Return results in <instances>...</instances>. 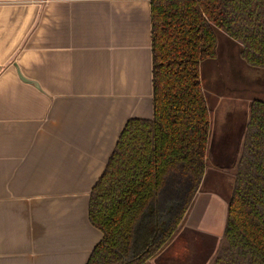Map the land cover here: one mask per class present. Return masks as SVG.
I'll list each match as a JSON object with an SVG mask.
<instances>
[{
  "label": "crops",
  "instance_id": "1",
  "mask_svg": "<svg viewBox=\"0 0 264 264\" xmlns=\"http://www.w3.org/2000/svg\"><path fill=\"white\" fill-rule=\"evenodd\" d=\"M150 15V0H0V264H85L103 237L89 192L126 122L153 116ZM195 200L155 264L183 238L209 262L224 231L192 222Z\"/></svg>",
  "mask_w": 264,
  "mask_h": 264
},
{
  "label": "trees",
  "instance_id": "2",
  "mask_svg": "<svg viewBox=\"0 0 264 264\" xmlns=\"http://www.w3.org/2000/svg\"><path fill=\"white\" fill-rule=\"evenodd\" d=\"M152 118H130L87 202L103 233L85 264H155L179 232L207 166L212 112L200 63L215 28L264 69V0H150ZM223 235L207 264H264V101L253 99Z\"/></svg>",
  "mask_w": 264,
  "mask_h": 264
},
{
  "label": "rangeland",
  "instance_id": "3",
  "mask_svg": "<svg viewBox=\"0 0 264 264\" xmlns=\"http://www.w3.org/2000/svg\"><path fill=\"white\" fill-rule=\"evenodd\" d=\"M215 32L217 54L200 63L201 83L212 120L207 166L195 197L192 222H206L209 218V223L217 222L215 224L224 231L227 204L234 184L233 166L241 150L249 104L253 99L264 101V69L251 66L241 58L239 42L219 28H215ZM180 240L181 253L173 259L174 264H190L195 242ZM169 248L164 251L166 255Z\"/></svg>",
  "mask_w": 264,
  "mask_h": 264
}]
</instances>
